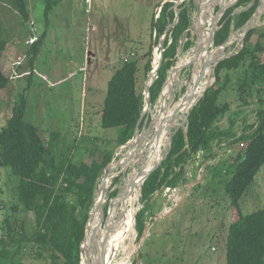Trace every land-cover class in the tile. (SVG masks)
Here are the masks:
<instances>
[{
    "label": "trees",
    "instance_id": "16d2710c",
    "mask_svg": "<svg viewBox=\"0 0 264 264\" xmlns=\"http://www.w3.org/2000/svg\"><path fill=\"white\" fill-rule=\"evenodd\" d=\"M42 1L48 22L53 10L65 0ZM224 4L222 0L220 5ZM259 4L260 0H238L229 8L221 19L215 47L224 46L233 31L243 30ZM0 5L11 8L23 23L30 21L28 0H0ZM194 6V0L181 5L171 0L153 15L151 26L155 44L158 46L162 39L164 41L158 52L162 64L151 87L152 105L161 96L169 71L177 64L183 38L190 35L191 9ZM257 32V28L250 29L244 38L243 48L217 65L216 81L190 110L187 129L179 128L173 134L167 158L143 184L142 202L145 206L137 214L135 224L139 240L145 233L146 213L153 206L155 194L165 187L185 185L187 166L200 153L204 154L206 161L215 159L218 156L215 145L225 143L232 153L219 160L222 169L212 172V167L206 165V173H211L212 178L232 175L225 186L232 210L226 241V264H264V208L244 214L241 204L264 166V33L258 35ZM5 33L0 19V55L8 45ZM41 41H34L27 52L31 66L38 56ZM192 47L193 43L188 41L184 50ZM148 56L144 66L147 75L152 71L154 61L152 48ZM138 66V58L127 59L108 82L101 126L118 130L117 136L113 137L117 148L133 139L143 112L145 97L138 92ZM235 74L239 109L231 114L233 104L221 101V95L227 91ZM10 84V78L0 69V91ZM26 90L17 95L12 117L0 128V169L8 167L12 175L19 178L17 202L10 209L12 214L1 225L0 264H27L25 255L45 261V264H82L81 245L86 235V224L99 179L113 161V151L103 150L100 160L88 164L74 161L80 147L68 134L52 131L49 140L44 141L40 128L27 119ZM227 116L229 125L223 127ZM252 116L255 119L253 123L249 121ZM144 125L145 120L140 130ZM239 126L241 129L237 131ZM92 140L96 146L97 138ZM118 180L116 178L114 183ZM117 195L118 190L113 191L110 200ZM108 209L109 204L104 208L106 214ZM30 213L34 215V221L29 218Z\"/></svg>",
    "mask_w": 264,
    "mask_h": 264
},
{
    "label": "rangeland",
    "instance_id": "374dc122",
    "mask_svg": "<svg viewBox=\"0 0 264 264\" xmlns=\"http://www.w3.org/2000/svg\"><path fill=\"white\" fill-rule=\"evenodd\" d=\"M28 1L31 16L27 23H23L20 16L11 8L0 5V19L6 29L4 36L8 39L7 48L0 55V69L11 80L10 86L0 91V128L12 117L17 95L27 89L26 116L40 128L44 141L49 140L52 131L66 133L76 139V146L80 147L79 153L74 155L75 162L91 164L102 158L103 150H109L113 151L115 157L113 164H117L130 150L131 144L117 148L116 139L113 137L117 136L118 130L105 129L101 126L108 82L127 59L138 58V92L146 97L148 75L144 66L148 62L151 48L155 58V53L159 52L160 47L155 45V38L152 36V18L160 11L157 8L158 4L167 0H91L90 4L87 0H65L53 10L48 22L44 16L43 1ZM199 1H202L201 19L198 18V7L195 4ZM224 2L225 5L232 3L231 0ZM204 3L205 0H194L190 35L185 36L180 44L177 64L197 45L201 32L212 29L209 24L207 25V21L204 22L206 24H201V21L203 18L209 19L212 15L215 17L221 3L220 1L215 3L211 13L206 12L209 6H203ZM221 19L217 27H220ZM195 28L200 32L199 35ZM252 28H257L258 35L264 33V0H260L250 26V29ZM246 29L247 25L243 30L231 33L228 42L221 46L223 51H218L219 58L214 65L220 59L228 58L243 48ZM41 39L38 56L31 66V57L27 52L33 41ZM188 41L193 43V47L185 51L184 46ZM175 66L173 69H176ZM192 70V67H185L169 71L164 89L167 87L171 90L170 103L179 101L185 94ZM237 88L235 74L227 91L221 95V101L233 104L231 114L239 109ZM163 94L164 91L148 110V125L150 120L159 116L162 111ZM228 116L222 124L223 127L229 125ZM254 120L252 116L249 121L253 123ZM181 126L183 125L175 127L173 132ZM146 128L144 125L139 135L146 136ZM240 129L239 126L237 131ZM94 138L98 140L96 146L92 140ZM169 144L168 140L167 147L163 148L164 152L162 153V149V154L160 153L164 159L170 151ZM143 145L137 149L128 166L117 168L110 176L105 196L107 203L103 208L111 202L112 192L118 190V195H121L126 180L133 176L136 170L144 167L146 152ZM221 147L222 149L217 147L218 157L230 150L229 146ZM206 165L212 167L210 169L212 172L222 169L217 160L206 161L204 154L200 153L198 158L187 166L188 180L185 185L171 191L163 189L155 194L153 206L149 213H146L147 230L140 240L135 224L137 214L144 208L145 203L142 202V191L139 188L140 197L138 196L139 200L136 203L138 210L133 218L134 226L133 219L130 224L132 230L135 228V234L133 230L135 236L133 243H130L133 254H130L128 264H226V241L232 210L225 186L232 175L212 178L211 173L208 175V172H202ZM104 176L105 171L99 179L91 212H94ZM116 178L119 182L115 184ZM18 181L19 178L12 175L10 168L0 169V235L3 233L1 225L12 214L10 209L17 202ZM169 199L173 203L170 210L165 208ZM241 204L244 214L264 208V166ZM20 215L24 217L23 214ZM29 218L34 221L32 213L29 214ZM105 222L106 220L101 225L107 229L108 222L106 226ZM130 232L128 229L126 233L129 235ZM96 240L98 238L94 237L93 242L86 245V256L91 263H94V256L100 249L95 245ZM213 248H216V251H213ZM121 257L117 255L118 262ZM24 261L27 264H45V261L26 255Z\"/></svg>",
    "mask_w": 264,
    "mask_h": 264
},
{
    "label": "bare ground",
    "instance_id": "6f19581e",
    "mask_svg": "<svg viewBox=\"0 0 264 264\" xmlns=\"http://www.w3.org/2000/svg\"><path fill=\"white\" fill-rule=\"evenodd\" d=\"M218 1L222 0H205V3L203 6L208 5L209 10L206 11L207 13H211L213 11L214 4ZM234 0H231V2ZM213 3V4H212ZM225 5V4H224ZM222 6V5H221ZM212 19L213 15L207 18L202 19L201 24H209L210 27H212ZM200 21V20H199ZM207 21V22H206ZM206 22V23H204ZM210 31L204 30L199 35V40L197 41V45L191 49V53L181 59L178 64L175 66L177 70L185 67H192V76L190 82L187 84L188 89L185 92L184 95L179 99L177 102L170 103V92L168 88L166 87L164 89L163 94V104L162 111L159 113V116L155 118V129L156 131L162 130V138L160 140V143L157 141L156 134L153 132L150 139L146 142H144L143 148L146 153V156L144 159H146V162L144 163V167L146 169H151L155 163V161L160 160L161 158V151L168 143V140L170 141V136L172 130L179 126L180 124H183L185 120V116L188 115L193 105H195L198 100L202 97L205 90L210 87L212 84L213 79V70L212 65H214L215 61L219 58L218 53L223 51V47H220L217 51L214 49L210 56L207 55L206 48L209 43L210 39ZM219 51V52H218ZM198 53H200L198 55ZM154 66L158 65V55L156 58H154ZM175 69V70H176ZM204 69H209L206 76H202ZM169 82V81H168ZM161 101V102H162ZM191 103V106H189V103ZM182 109L179 114L174 115V111L176 109ZM139 136L137 139H140ZM149 148V149H147ZM147 149V150H146ZM140 151V150H139ZM137 152V149L134 150L133 155H135ZM143 153V151H142ZM132 155V156H133ZM132 159V158H131ZM131 159L129 162H131ZM139 171L136 170L135 174L133 176H130L126 180V185L123 188V194L128 195V199L126 201H120L117 203L112 211L111 214V220L110 218L107 219V229L101 225L103 222V214L102 212H98L96 214H93L94 221L89 223V225L92 228L91 233L89 234L88 242L91 244L93 242V238L97 237L98 240H96L97 248H100L98 251V254L94 256V263L93 264H104V261L102 259V256H104V252L101 250V237L108 235V241H107V261L106 264H128V259H130V254H133L132 250V244L134 241V234H135V228H134V234L132 230V225L134 224L135 215L137 213V207L136 203L137 200H139L138 196L140 197V191L139 188L142 186L144 176L139 179ZM126 175V174H125ZM109 182V181H108ZM106 182V185L108 184ZM112 182V181H111ZM136 183L138 186L136 188H133V184ZM138 198V199H137ZM102 203V207L107 203L105 201V198L102 202V196L99 192L98 198L96 199V203ZM133 219L132 225L131 220ZM104 220H106L104 218ZM112 222V223H111ZM111 223V225H109ZM134 226V225H133ZM131 231L129 235L126 233L127 230ZM104 232V235H103ZM87 245V244H86ZM117 255L122 256L120 261L118 262V259L116 258ZM82 264H88L86 258H84Z\"/></svg>",
    "mask_w": 264,
    "mask_h": 264
},
{
    "label": "water",
    "instance_id": "95a60500",
    "mask_svg": "<svg viewBox=\"0 0 264 264\" xmlns=\"http://www.w3.org/2000/svg\"><path fill=\"white\" fill-rule=\"evenodd\" d=\"M171 0H167V1H165V2H163L162 4H161V6H160V11H161V9L163 8V6L167 3V2H170ZM185 1H187V0H176V3H177V5H181L182 3H184ZM225 1V0H224ZM237 1L238 0H235L234 2H232L231 4H229V5H223V6H221L220 8H219V10H218V12H217V15L215 16V17H213V19H212V29H211V33H210V39H209V43H208V46H207V48H206V52L205 53H207V55L208 56H210V54L212 53V51L214 50V49H217L218 47H215V38H216V34H217V32H218V30H219V28L220 27H217V23H218V21L221 19V17L222 16H224V14H225V12L229 9V8H231L232 6H234L236 3H237ZM195 4L197 5V7H198V12H197V15H198V18L199 19H201V17H202V1H199V2H195ZM159 11V12H160ZM257 12V11H256ZM256 14V13H255ZM159 17V14L157 15V17L156 18H158ZM253 18H254V16L250 19V21L247 23V29H246V33H245V35H244V38H245V36H246V34L249 32V30H250V26H251V23H252V21H253ZM177 20H178V17H177ZM195 31L198 33V35L200 34V32L198 31V29L197 28H195ZM164 41V39H162V42ZM162 42H161V44L159 45V46H161L162 45ZM156 45V44H155ZM200 53H198V55H199ZM157 55H158V65L157 66H155V67H153L154 65V62H153V64H152V71L150 72V74L148 75V81H147V85H146V97L144 98V102H145V104H144V108H143V112H142V115H141V118H140V120H139V122H138V124H137V126H136V130H135V133H134V136H133V139L130 141V142H128L126 145H123V146H125V147H127L128 145H130L131 146V148H130V150L124 155V157H122L120 160H119V162L117 163V164H113L114 163V161H115V157L113 158V161L111 162V164L106 168V170H105V176H104V180H103V185L101 186V187H99V191H100V193H101V196H102V202H103V200H104V198H105V196H106V193H107V185H106V182H108L109 181V178H110V176H112L113 175V173H114V171L117 169V168H119V167H126V166H128V163H129V161H130V159L132 158V155H133V153H134V150L135 149H140L141 148V146L140 145H142V144H144V142H146L147 141V139H148V137L149 136H151L152 135V133L153 132H155V134H156V138H157V141L160 143V140H161V138H162V130L161 131H156V129H155V123H156V120H155V118H152L151 120H150V123H149V125H148V120H149V116H148V110H149V108L151 107V105H152V103H151V87H152V85H153V83H154V81H155V79L158 77V70L160 69V67L159 66H161V64H162V58H161V56L158 54V52H156L155 53V58L157 57ZM224 59H226V58H224ZM224 59H222V60H224ZM221 59L217 62V64L216 65H214V67H212V69L213 70H211V71H213V79H214V82L210 85V87H212L213 86V84L215 83V81H216V77H215V71H216V68H217V65L222 61ZM177 70V69H176ZM208 70L209 69H204V71H203V74H202V76L204 77V76H206V74L208 73ZM172 71H175V69H172ZM171 76H172V74H171ZM170 76V77H171ZM173 77V76H172ZM172 77H171V79H172ZM166 85V84H165ZM210 87H208L206 90H205V92H204V94L202 95V97L205 95V93L207 92V90L210 88ZM163 91H164V89H163ZM171 90L169 89V92H170ZM163 93V92H162ZM201 97V98H202ZM200 98V99H201ZM200 99L198 100V102L200 101ZM197 102V103H198ZM191 103L192 102H190L189 103V106H191ZM197 103L195 104V105H197ZM195 105H193L192 106V108H191V110L194 108V106ZM182 109H180V108H178V109H176L175 111H174V115H176V114H179V112L181 111ZM188 116H189V113H188V115H186L185 116V120H184V122H183V126H181V127H179V128H184V129H187V127H185L184 125H187V123H188ZM145 120V127L147 126V135L146 136H143V135H139V131H140V126H141V124H142V122ZM179 128H177L176 129V131L179 129ZM175 131V132H176ZM175 132H173V130H172V132H171V136H170V149H171V144H172V137H173V134L175 133ZM138 136H140L141 138L140 139H137L138 138ZM147 149H149V148H147ZM146 149V150H147ZM146 153H147V151H146ZM134 156V155H133ZM138 155H136V157H137ZM168 156V155H167ZM165 159H164V157H162L160 160H158V161H155V163H154V165H153V167L151 168V169H146V167H143V168H141L140 169V171H139V174H140V176H139V179L141 178V177H143L144 176V180H143V183H142V186H143V184L145 183V181L148 179V177L152 174V173H154L155 171H157L160 167H161V165H162V163H163V161H164ZM146 162V161H145ZM138 186V184H136V183H134L133 184V188H136ZM142 186H140V190L142 191ZM128 199V195H126V194H121V195H118L115 199H111V202L109 203V209H108V214H106L105 213V211H104V208L102 207V203H96V206H95V209H94V212H91L90 214H89V219H88V222H87V226H86V235H85V238H84V240H83V242H82V245H81V259H82V262H83V260H84V258L86 257V260H87V263L88 264H93V263H91V261H90V259H88V257L86 256V244L88 243V238H89V234L91 233V231H92V228H91V226L89 225V223H91L92 221H94V218H93V214H96V213H98V212H102V214H103V221H104V218L105 217H107V219H109L110 218V220H111V217H110V212H111V209H112V207L114 206V205H116L117 203H119L120 201H126ZM94 203H95V199H94ZM107 219H106V221H107ZM112 223V222H111ZM111 223H109V225H111ZM147 230V229H146ZM146 230H145V232H146ZM137 237H138V234H137ZM107 241H108V235L107 236H104V237H101V239H100V242L102 243L101 244V250H102V252H104L103 254H104V256H102V259H103V261H104V264H106V261H107Z\"/></svg>",
    "mask_w": 264,
    "mask_h": 264
},
{
    "label": "built area",
    "instance_id": "2783aa9c",
    "mask_svg": "<svg viewBox=\"0 0 264 264\" xmlns=\"http://www.w3.org/2000/svg\"><path fill=\"white\" fill-rule=\"evenodd\" d=\"M87 3L90 4V3H91V0H87ZM87 11L89 12V10H87ZM33 42H34V41H33ZM221 146H226V145H225V143L220 144L219 146L215 145V150H216V147H219L220 149H222ZM231 153H232V150H231V149H230V150L228 149L227 154L229 155V154H231ZM225 154H226V153L223 152V154H222L220 157L217 156V157L215 158V160H217V162H219V160H220L221 158H223V156H224ZM198 156H199V155H198ZM198 156H197V158H198ZM189 165H190V164H189ZM205 171H206V166L204 167V169L202 170V172L205 173ZM203 173H202V174H203ZM187 177H188V173H187ZM180 186H183V185H180ZM180 186H178V187H180ZM178 187H176V188L165 187L164 189H168V191H171L172 189L176 190ZM180 201H181V199H180ZM180 201H179V202H180ZM168 202H169V203L165 205V208H167V209L170 210V209L172 208L171 206H172L173 203H171V199H169ZM213 251H216V248H213Z\"/></svg>",
    "mask_w": 264,
    "mask_h": 264
}]
</instances>
